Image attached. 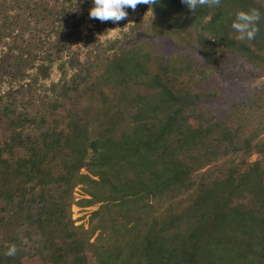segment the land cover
<instances>
[{
    "label": "trees",
    "instance_id": "16d2710c",
    "mask_svg": "<svg viewBox=\"0 0 264 264\" xmlns=\"http://www.w3.org/2000/svg\"><path fill=\"white\" fill-rule=\"evenodd\" d=\"M137 6L82 60L92 0H0V264H264V0Z\"/></svg>",
    "mask_w": 264,
    "mask_h": 264
},
{
    "label": "rangeland",
    "instance_id": "374dc122",
    "mask_svg": "<svg viewBox=\"0 0 264 264\" xmlns=\"http://www.w3.org/2000/svg\"><path fill=\"white\" fill-rule=\"evenodd\" d=\"M140 17L141 23L143 24V29L140 33L135 35L132 34V29L135 28L137 24V19ZM154 24V18L152 13L149 10L144 12L141 11L140 7L137 6L135 10L128 12V17L120 21L117 24H113L111 21H108L105 26H98L95 23L94 19L83 18L81 23V30L83 33L82 40L75 44L74 49L81 50L82 56L81 59L84 60L85 54L88 53L86 44H87V36L91 35L90 32L93 33V38L95 42L101 44L103 48H105L110 43L115 41H123L127 37H134L135 41L138 43H144L145 41L150 40V37L147 33L151 30V26ZM132 37V38H133ZM60 62H56L50 71V77L47 80L40 81V94H49V89L52 85L59 84L62 79V71L59 69ZM67 73V76L70 77L73 74V71L66 68L64 70ZM259 83V82H257ZM78 197V195H77ZM88 210H81L77 207L73 208V219L76 220V224H85L88 217Z\"/></svg>",
    "mask_w": 264,
    "mask_h": 264
},
{
    "label": "clouds",
    "instance_id": "9594fccd",
    "mask_svg": "<svg viewBox=\"0 0 264 264\" xmlns=\"http://www.w3.org/2000/svg\"><path fill=\"white\" fill-rule=\"evenodd\" d=\"M188 9L195 11L198 7L219 6L221 0H181ZM93 7L89 9V17L101 22L111 21L117 24L128 17L127 9L135 10L138 4L154 5L157 0H92ZM264 24L260 12L257 9L248 11L240 10L235 13L231 23L232 29L237 33V39L241 42H256L260 38L259 28ZM17 248L12 245L7 250L8 256H15Z\"/></svg>",
    "mask_w": 264,
    "mask_h": 264
}]
</instances>
